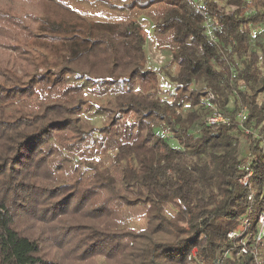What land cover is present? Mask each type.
Returning a JSON list of instances; mask_svg holds the SVG:
<instances>
[{
	"label": "trees",
	"instance_id": "16d2710c",
	"mask_svg": "<svg viewBox=\"0 0 264 264\" xmlns=\"http://www.w3.org/2000/svg\"><path fill=\"white\" fill-rule=\"evenodd\" d=\"M130 14L145 15L154 43L172 51L165 74L173 91L166 98L133 88L139 80L155 90L156 77L143 68L146 38ZM120 28L136 59L117 74L104 36ZM7 42L15 51L43 50L59 58L44 62L47 67L60 60L88 63L71 72L80 76V90L102 86L114 99L109 109L133 117L116 133L101 131L113 142L116 177L99 173L80 193L63 190L67 185L41 188L36 180L53 134L78 133L80 124L72 119L75 109L65 105H47L35 115L5 112L10 101L31 95L40 80L34 76L42 75L19 84L10 73L32 59H0V264H58L44 253L53 239L82 261L105 256L121 264H212L222 258L230 245L227 232L244 215L254 219L264 198V0H203L198 8L193 0H0V48ZM97 60L108 65L102 75L90 67ZM242 106L246 119L240 122ZM218 115L224 123L208 122ZM247 169L259 191L251 205L248 190L238 184ZM112 181L120 184L116 192L134 195L120 197L125 206L146 209L141 233L107 231L108 209L88 208L94 190ZM85 208L93 223L81 233L76 227L66 232L62 225ZM51 223L57 224L47 235L35 230ZM79 236L83 240L73 245ZM127 238L133 239L128 247L121 241ZM193 249L195 258L188 261ZM225 263L255 264L249 255Z\"/></svg>",
	"mask_w": 264,
	"mask_h": 264
},
{
	"label": "rangeland",
	"instance_id": "374dc122",
	"mask_svg": "<svg viewBox=\"0 0 264 264\" xmlns=\"http://www.w3.org/2000/svg\"><path fill=\"white\" fill-rule=\"evenodd\" d=\"M120 5L121 2L119 3ZM85 8L86 6H83V9ZM222 8L225 12H229L228 7ZM130 16H137L135 21L142 25L145 34L143 68L156 77L155 90H152V87L147 83H140L139 80L133 84V88L135 92L138 89L142 92L152 91L156 93V96L166 98V91H173L172 84L165 74V69L171 67L172 51L165 46L157 47L154 43L155 37L152 34L151 23L145 15L130 14ZM104 39L113 48L117 61L115 73L125 72L129 64L136 59L135 52L129 48L130 37L124 29L120 28L116 34L105 35ZM11 45V42H7L4 49L0 48V59L13 61L17 57L16 62L19 64H22L23 60L32 59V65L27 66L25 69L19 66L15 73H10L9 76L15 78L19 84L26 82L32 74L42 76L40 78L34 76L36 81L40 80L34 84V91L31 95L21 96V98L10 101L5 107V112L35 115L41 114V111L47 105H65L75 109L72 119L80 124V132L78 133L62 131L53 134L52 140L46 149L47 157L44 158L43 166L38 172L40 178L36 180V183L40 184L41 188L67 185L66 188L63 187L62 189L80 193L94 184L99 173L107 172L111 177H116L120 169H116L112 164L114 155L113 142L107 138L108 134L103 137L101 131L114 129L116 133L119 131L117 127L120 124L127 125L128 122L130 123V118L133 116L127 113L116 115L115 112L110 110L109 107L114 106V99L108 90H104L102 86H91L84 91L80 90V76L71 72L75 67L89 68L88 63H62L60 60L55 63H49L50 67H47L43 64L44 62L53 59L59 60V58L52 57L43 50H38L42 53L43 58L41 56L37 58L40 52L36 50L34 52L15 51ZM90 67L101 75L108 69L107 63L103 60H97V62L90 64ZM177 69L176 66H173L170 72L174 75ZM11 84L9 81L6 82V86ZM102 126L105 127L104 130L99 129ZM159 131L161 132L162 129ZM163 134L167 135L165 129ZM168 141L174 146L177 145L173 139L168 138ZM108 142H111L110 147L107 144ZM45 159L47 160L45 161ZM119 186V182L112 181L105 186V189L97 188L94 190L96 194L94 196V193L91 194L93 198L91 206L88 208L108 209V220L104 222L106 224L104 229L107 231L141 233L147 227L146 209L141 205L125 206L120 197L123 195L132 198L134 195L131 191L116 192ZM92 189H94V186ZM88 208H85L86 210L79 214L72 213L70 215L72 224L68 226L62 225L65 231L67 230L66 232L72 229L70 227H76V233H81L93 223L86 217ZM248 217L251 218L250 216ZM66 219H69V215L62 218V224ZM254 220L255 217L251 221L254 222ZM240 223L241 220L233 230H237ZM55 224L57 223H51L46 226L38 225L35 230L41 233L46 232L47 235V232L52 231L51 228L54 229ZM29 226L30 223L28 222L23 224L22 227L28 228ZM53 237L56 238L55 235ZM78 240L82 241L83 237H77L73 245ZM132 240L127 238V240L122 239L121 241L128 247ZM136 242L139 243L138 240ZM44 253L49 255V258L57 260L58 264H121L118 259H110L105 256H94L85 261L78 258L73 259L68 252V247L57 246L56 239L50 240L44 246Z\"/></svg>",
	"mask_w": 264,
	"mask_h": 264
},
{
	"label": "built area",
	"instance_id": "2783aa9c",
	"mask_svg": "<svg viewBox=\"0 0 264 264\" xmlns=\"http://www.w3.org/2000/svg\"><path fill=\"white\" fill-rule=\"evenodd\" d=\"M195 6L198 8L203 0H193ZM238 119L240 122L246 119V108L242 106V109L238 113ZM217 121L225 122L221 116L208 118V122L213 124ZM247 132V130H245ZM167 133V132H166ZM248 155V153L246 154ZM249 163L251 161L249 160ZM247 165H242L241 168H245ZM252 170L247 169V172L238 179V184L248 190L247 201L251 205L255 196L259 193L258 189L251 183ZM250 211V207L248 208ZM248 211V212H249ZM249 216V215H248ZM247 215H244L241 219L240 226L237 230L228 231L226 237L230 243L227 250L222 255V258H216L212 261V264H226L225 260L231 256L249 255L255 264H262L264 260V198L262 199V208L255 216L254 222L251 221ZM196 250L193 249L188 256V260L195 258Z\"/></svg>",
	"mask_w": 264,
	"mask_h": 264
}]
</instances>
